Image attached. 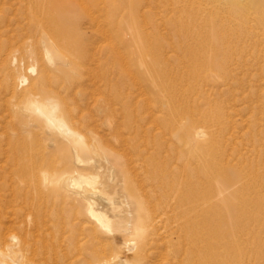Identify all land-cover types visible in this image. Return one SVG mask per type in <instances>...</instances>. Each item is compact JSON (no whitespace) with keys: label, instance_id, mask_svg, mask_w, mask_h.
<instances>
[{"label":"bare ground","instance_id":"6f19581e","mask_svg":"<svg viewBox=\"0 0 264 264\" xmlns=\"http://www.w3.org/2000/svg\"><path fill=\"white\" fill-rule=\"evenodd\" d=\"M39 1H23L25 10L40 8ZM214 1L222 3L218 8L221 10L199 8L195 12L194 5L180 8L176 1L172 21L191 20L188 26L196 29L206 25L210 38L201 37L200 33L193 36L186 30L180 35L175 33L178 45L171 50L174 53L155 54L153 60L159 65L156 69L161 71L164 64L166 69L175 60L181 64L183 59L178 50L196 53L204 47L211 54L207 59L211 64L223 52L226 55V51L229 53L234 48L250 50L257 49L258 44L264 45V0ZM67 3L63 17H71L72 26L80 18L73 3ZM1 20L0 35L6 32L7 26L12 28ZM196 29L193 30L198 32ZM56 30L57 33L60 28ZM31 31L35 33L37 28ZM44 49L48 60L31 64L29 73L24 70L22 56L20 61L11 51L12 56L4 53L7 57L1 59L6 70L0 73V146L6 149V154L0 164V264H230L231 259H221L225 251L227 257L231 252L242 255L235 230H226L217 237L211 230L212 200L234 199V207L228 211L237 222L227 226L238 223L247 232L256 220L261 225L264 90L258 94L255 90L256 101L248 103L245 94L241 95L247 90L234 89L233 84L228 90L225 88L227 92L221 88L215 92L214 86L210 88L208 83L209 87L204 90L195 84L200 90L198 93L195 89L198 94L192 86L185 91L181 84L186 79L183 76L192 75V70H188L193 67L192 60L188 69H180L183 64L172 68V71L188 73L180 79L167 76L160 79V76L158 81L154 76L156 80L151 77L150 82L140 83L135 71L119 68L110 75L104 70L102 75L96 73L100 82L87 76L94 81L90 84L85 78L88 85L84 84L81 69L70 71L76 61L67 56L55 60L57 55L54 57L48 47ZM37 55L39 59L41 56ZM200 57L195 60L202 61ZM146 62V71L153 73V62ZM220 66L222 62L218 63ZM166 71L162 73H169ZM223 76L225 82L233 79L232 74ZM92 101L95 104L89 108ZM244 112L250 115L244 117ZM146 123L151 126L144 128ZM152 128H155L154 134L150 131ZM111 140L121 146V151L113 149L116 147ZM184 142L187 151L183 152ZM165 144L171 150H162ZM187 155L191 162H181ZM19 200L25 209L18 207ZM262 229L259 226L258 230Z\"/></svg>","mask_w":264,"mask_h":264},{"label":"rangeland","instance_id":"374dc122","mask_svg":"<svg viewBox=\"0 0 264 264\" xmlns=\"http://www.w3.org/2000/svg\"><path fill=\"white\" fill-rule=\"evenodd\" d=\"M21 1H22V3H21ZM23 1L25 3L27 2V0L26 1L25 0H0V9L2 8L0 10V20L2 19L1 21H5L7 24H9L10 27H12L14 29L13 30L10 27H9L10 29H8V26H7V28L4 29L6 32H3L4 33V34H2L3 36L0 35V44H1V47H0V57H1L0 58V73H2V74H4V70H6L5 69L6 66L5 67L2 66L1 59H2L3 56H4L3 58L7 57V55L11 51H12L11 53L13 55H15V57H17V56L19 57V58L17 57L18 60H20L22 58L21 60L25 61V62H23L24 63L23 67H24V70L26 71V69H27L28 73H29L30 72L29 66L31 64H35L37 62L44 61V59L48 60L47 54H45L46 49H44L45 47H48L49 49H51L53 51L54 57L57 55L55 57L57 59H55V60H58V59L60 60L62 57L67 56L69 58H72L71 60L76 61L74 64H71L70 71H72L71 70L72 68L81 69L82 70V77L85 80V82H86V79L88 78L87 76H90L93 79H95L94 81H97L96 79H99L98 81L100 82L101 78H100V76L97 77V75H100V74L102 75V74H104V72H106V73H108L110 75L111 72L119 71V68L120 69H129V70L135 71L136 72L135 74L137 75V76L136 75L135 76H136V78H138L137 81H139L140 83H148V82H150L151 77L154 78L155 80L157 78V80H158L160 76H161L160 79H162V76H163V78H165L167 76L169 78H179L180 79V77H182L181 76L182 74H185V73L188 74V73L187 72L183 73L182 71L178 72L177 70L172 71L173 70L172 68H175V67L177 68V67L181 66V64H183L185 67L182 65L180 67V69L181 68L182 69H188L187 66L191 65L190 61L192 60V62L195 61L196 63L193 62L194 63V64L192 63L193 67L190 66V68L188 70H192V71H190V73L192 72L191 74L193 76H195V77L193 78L192 75L190 76V74H188L186 76H188L189 78L191 77L190 79H188V77H186V76H183V77L186 78V79L184 78L185 81L182 82V84L180 83V81L178 82V83L181 84V87L184 84L183 87H185L186 89L185 88H182V89L185 90V91H187L188 89H191V88H188V86L189 87L192 86V89H194V92H195V91H197L200 88H201L200 90H204L205 88H208L209 85H211L210 88L214 86V91L215 92H219L220 88H221V90L223 89L224 92H227L225 90L228 88L229 85L233 84V88L234 89H236V87H239L242 91L243 90H245V91L247 90L246 93L243 92L241 94V95L245 94V96H246L245 98L247 100H245V99L244 100L246 102L247 101L248 102H250V101L251 102H255L257 94L259 92H261V89L264 90V57H263L264 56V49H263L264 45H260V44H258V47H257V49L260 48L258 51H257L256 48H255L256 50L255 49L244 50L242 48H241L242 50L241 49L240 50L239 49L236 50V48H234V50L233 49L232 50L229 49V51L231 50L229 53H228V51H226L227 53H226V55H224V52H223L221 54V56L217 58L218 60H220V58H221L220 61L214 60V62H212L211 64H209L208 63L209 61H207V59L210 58L211 54L208 53V52L206 53L207 50L205 51L204 47L201 48L200 50H197L196 53H195V51L194 52L191 51L190 53H188V52L182 53L180 50H178V52H180L178 54H181L180 57H182V59H183L181 64H180V61H178V60L176 61L175 60L176 62L175 61L171 62L170 66L166 65L167 66L166 69H168L167 71H166V69L163 68L165 66V64L161 65V71L159 69H156V68L159 67V65L156 62H154V60H153L155 54L156 55H158V54L172 55V53H174L171 50L173 49V47L175 48L178 45L177 36L175 35V33L176 34L178 33L180 35V33H182V31L185 32V30H186V32H188V34H192L193 36H196L198 33H200L201 37L210 38V36H208L209 34L207 32L208 29H206V27H207L206 25H203L204 27L205 26L206 27L205 28L202 27V29L201 28L196 29V27L192 28L191 26L189 27L188 24H191V23H189L191 20H188L189 21L188 22L187 19H185V18H187L186 16L183 18L186 21L176 22L178 24V26L175 25L176 24V23H174L175 21H172V20L174 19L173 18L174 17V8H177V3H178V7H180V8H183V7L187 6V5H188L187 6V8H188V7L194 5L193 8H194L195 12L197 10H199V8H201V9L208 8V9H211L213 11H218V10H221V9H218V8H221V4H222L219 1H217V2H219L220 6L218 4H216L217 3L216 1H214L215 2L214 3L213 0H90V1L89 0H83V1L81 0L83 3H81L80 0H51L50 1L51 3L49 2V0H43L42 1L43 3H42L41 0H40L39 1L40 8L36 7L37 11L35 9L34 10L30 9L32 11L25 10V6H24L25 3ZM88 1L91 2V3H89ZM176 1H177V3H176ZM46 2H48V3H46ZM67 2L73 3V8L78 13L76 15L79 16L78 18H80L78 20L79 23H77V24L73 23L72 26H70V23L73 21V19H71V17H63L64 9H65L64 5L65 4L68 5ZM189 2H190V4H189ZM85 4L86 5L88 4L87 6H89L86 9H85ZM15 9H16V11H15ZM87 9H88V11H86L87 13H85V10H87ZM51 11H52V13H51ZM89 11H91L90 14L88 13ZM35 12H38V14L35 13ZM168 12H170V13H168ZM44 13H45V15L48 14V16L47 15L44 16ZM141 13H142V16H141ZM18 14H19V18H18ZM40 14H42V15L40 16ZM94 14H96V16ZM162 14H164V15H162ZM30 15H32L33 18H32V16L30 18ZM38 15H39V17H38ZM24 16H27V17L25 18ZM56 16L58 18H56ZM93 17H95V19H96L95 20L96 21L95 24H93L95 22V21H93L94 20ZM5 18H6V20H5ZM14 18H16V19H14ZM45 18L46 19H50L51 18V19L50 20H46ZM18 19H21V21L18 20ZM37 19H38V21H37ZM11 21H14L13 24L16 23V25L14 24L15 25L14 26L13 24H11L12 23ZM22 21H23V24H25L24 27H23V24H21ZM52 21L54 23H52ZM45 22L47 24H44ZM35 23H37V24H35ZM38 23H40V24H38ZM48 23L51 26H53V27L48 25ZM207 23H209V21ZM57 24H59V25L57 26ZM96 24L98 26H101V28L98 27ZM65 25H67L66 26L67 28L65 27ZM25 26L27 28H25ZM60 26H64V27L62 28ZM68 26H70V27H68ZM187 26L189 27L188 28L189 30L185 29V28H187ZM14 27H17V29H19V27H20L19 31L16 28H14ZM28 28H30V29H28ZM36 28H37V31H38L39 34L37 33V31H35V33H34V31H31V29L32 30H34V29L36 30ZM52 28H54V29H52ZM59 28H60V30H59ZM182 28H183V30H182ZM41 29H42V31H40ZM43 29H45L46 31L47 30L50 31L51 33L50 32L47 33ZM56 29L59 30L57 33L55 32ZM99 29H101V30H99ZM193 29L198 30V32L193 30ZM27 30L30 32L29 34H28ZM64 30H66V31H64ZM177 30L179 32H177ZM180 30H181V32H180ZM204 30H206V31H204ZM107 31H108V33H107ZM14 32H16L17 34H15ZM59 32H60V34L61 33L62 34L60 35ZM32 33H34V34H32ZM32 36H34V37L36 36V37L34 38ZM63 36H65V38ZM18 37H19V39H18ZM40 37H41V39H39ZM4 38H5L6 44H5ZM9 38H11V39L13 38L12 42H11V39H9ZM20 38H21V40H20ZM56 38H57V40H56ZM8 39L10 40V42H9ZM42 39H44V40H42ZM64 39H65V41H64ZM170 39H172V40H170ZM58 40H61V41H58ZM185 40H188V39H185ZM62 41L64 43H62ZM8 44L12 45L13 48H11L12 46L10 48H7V47H9ZM25 44H26V46H25ZM38 44L40 46H38ZM78 44H79V46H78ZM56 45L57 46L60 45V48L61 47L62 48L61 49L59 48L60 49L59 50ZM95 45H96V47H94ZM168 45L170 46V48H169ZM28 47H30L29 48L30 50L28 49ZM37 47H38L39 51L36 49ZM42 48H43L44 51L42 50ZM162 48H163V50H162ZM8 49L9 50L11 49V50L9 51ZM22 49L24 50V52L22 51ZM31 49H33V50H31ZM68 49H70V50H68ZM5 50L8 51V52H6ZM235 50H236V52H235ZM15 51H16V53H13ZM31 51L34 52V55L30 54V53H32ZM42 51H43V56H45V58H43V56L41 55ZM68 51L70 53H72L73 55H71ZM4 53L5 54L8 53V54L5 55ZM25 53H26V55H25ZM193 53L198 54V55H195ZM37 54H39V57L41 56L39 59H38V55ZM74 54L75 55L77 54L78 56L76 55V57H75ZM147 54H149V55H147ZM185 54L187 56H189L190 58L185 56ZM10 55L11 54H9V56ZM29 55H31V56H29ZM203 55H204V58H202ZM183 56H185V57H183ZM225 56H227V57H225ZM26 57H28V58H26ZM191 57H192V59H191ZM193 57H194V60H193ZM195 57H197V58L200 57V59L202 61H199V59H198V62L199 63L202 62L201 65L197 64L198 62L195 60L197 58H195ZM187 58H188V62L186 60ZM226 58H229V59H226ZM40 59H42V60H40ZM256 59H258V60H256ZM35 60H38V61L35 62ZM147 60H148V62L149 61L151 63L153 62L152 64L155 66V67L153 66V71H154L153 73H150V72L146 71V69H145V63H147L146 62ZM204 60H206L205 63L203 62ZM226 60H227V62H226ZM236 60H238V61H236ZM30 61H31V63H30ZM83 61H84V63H82ZM170 61H172V60H170ZM211 61H213V60H210V62ZM256 61H258V62H256ZM184 62H187V63L184 64ZM221 62H222V66L226 65V67H224V68H225L226 71L230 70L229 71L230 73L228 71L226 72L225 70L222 71L223 70L222 66H220V68L218 67V63L221 64ZM86 63H88V64H86ZM178 63L180 65H178ZM230 63H233V64H230ZM245 63L246 64L248 63L249 66H248V64L243 66V64H245ZM205 64H207L208 66L207 65L204 66ZM239 64H240V66H239ZM250 64H252L253 66L250 65ZM118 65L121 66V67H119ZM210 65H213L214 67H217L218 69L217 68L215 69L213 66H211L213 68L210 67L211 68L210 69L209 68ZM232 65H234V66H232ZM262 65H263V67H262ZM74 66H77V67H74ZM98 67H99V69H98ZM197 67L200 70H197ZM206 67H208L209 69L206 68ZM117 68H118V70H117ZM204 68H205L206 71L203 70ZM257 69H259V70H257ZM103 70H104V72H103ZM163 70H165L166 72H169V73L164 74V73H162ZM195 70L198 71V72H196ZM242 70H243V73H242ZM201 71H203V72H201ZM221 71H222V73H221ZM83 72L85 73L84 75H83ZM87 72H89V74ZM93 72H95V74ZM194 72H196V73H194ZM199 72H200V74H199ZM86 73H87V75H86ZM96 73H97V75H96ZM171 73H172V75H171ZM225 73H227V74H225ZM228 73H229V76H230V74H232V78L233 79H231L230 82L228 80L225 82L221 76H223L225 74L226 77H225V75L223 77L227 78V77H229V76H227ZM92 74L94 76H91ZM194 74H196V75H194ZM197 74H198V76L201 75L202 77L199 76V78H198ZM1 76L2 75H0V77ZM90 77L88 78L87 82H89L90 84H93L94 81L90 80ZM95 77H97V78H95ZM234 77L238 78V80L234 79ZM196 78H197V81H195ZM202 79L205 80V81H203ZM237 81H240V84H238V86H237ZM87 82L84 83V84H88L89 85V83H87ZM228 82L231 83V84H229ZM233 82H235V83H233ZM192 83H194V84H192ZM201 83L202 84L204 83L203 84L205 86L204 88L201 87V85H202ZM195 84L198 85L199 87L196 86ZM252 84H253V86H252ZM194 86H196V88ZM197 87H198V89H197ZM249 88H251V89L248 90ZM256 88H258V90ZM195 89H197V90H195ZM200 90H198V93L200 92ZM255 90L258 91L257 94H256ZM224 92H223V94H225ZM196 93L197 92H195V94ZM246 94H248L249 96L246 95ZM223 97H225V96H223ZM241 97L242 96H240V98ZM263 97H264V94H262V98H261V101L263 100V102H264V98ZM94 104H95L94 101H92L91 105L89 106V108L91 106H94ZM180 115L182 116V114H180ZM249 115L250 114H248L247 112H244V117H247ZM239 123H240V121H239ZM148 126H151V123H146L144 128H147ZM240 127H242V129H243L244 126L242 125V123H241ZM154 129L155 128H152V130H150L153 134L155 133ZM239 130H241V128ZM111 141H112V144H114V141L113 140H111ZM117 146H118V148H117ZM164 146L165 147H163L164 149H162V150H164V151L166 149L171 150V149H169V148H171V146H168L169 148L167 147V144H165ZM115 147L116 148H114V146H113V149L121 151V146L120 145H115ZM5 150H6L5 148H2L0 146V160H1L0 164H1L2 160H3V158H4V155L6 154ZM182 151L183 152L187 151V146H186L185 142H184V145L182 147ZM54 156H55V158L58 157L55 154L53 155V157ZM134 156H135V154H134ZM189 157H190V155H187V156L183 157L184 159L181 160V162H183V161L184 162L187 161L186 163L191 162V159ZM185 158L188 159V160H186ZM239 200H241V199H239ZM212 202H213L212 203L213 204V210L211 212L212 213L211 214V224H212L211 230L214 231V233L216 234V237L224 235L226 233L225 232L226 230H228V231L235 230L236 231V237H238V242L241 244L242 251H243L242 255H235V254H233L231 252V254L228 255V257L225 254V252H226L225 251L223 253V256H221V259L222 260H224V259L226 260V258H228V260L231 259L230 264H264V222H263L264 215H261V218L263 220L260 218L261 225L257 224V220H256L251 225V229L249 231L245 232V230H243L242 227L238 223L227 226V224L232 222V221H234V223H235V221L237 222V219H235V217L232 216V213L229 212L230 210L228 211V208L234 207V204H235L234 199L223 202L222 199L219 200L218 198H216V199L214 198L212 200ZM23 205H24L23 201L19 200L18 207L21 208V209H25ZM228 205H231V206H228ZM257 211H259V210H257ZM254 218L255 219L257 218V214L254 215ZM259 226H263L262 231L258 230ZM223 250H224V248H223ZM227 254H228V251H227Z\"/></svg>","mask_w":264,"mask_h":264}]
</instances>
